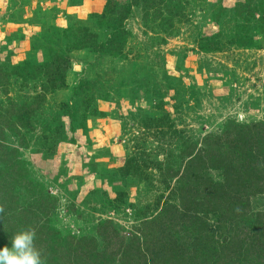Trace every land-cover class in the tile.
Segmentation results:
<instances>
[{"label":"rangeland","instance_id":"1","mask_svg":"<svg viewBox=\"0 0 264 264\" xmlns=\"http://www.w3.org/2000/svg\"><path fill=\"white\" fill-rule=\"evenodd\" d=\"M113 1L125 13L131 0ZM145 1L128 8L121 52L111 54L79 47L86 32L97 43L120 39L112 29L120 24L101 25L106 19L99 24L92 15L103 13L105 0L100 10L95 0H0V116L7 119L12 103L42 99L24 126L14 116L0 124V201L11 206L7 222L0 212V247L28 230L21 212L31 205L27 212L40 216L33 231L43 264H126L127 246L142 241L140 222L167 202L178 204L188 153L235 123H264V0ZM57 56L68 63L64 86L54 89L33 66ZM168 167L178 175L165 176ZM197 173L223 180L219 169ZM250 205L264 212V193ZM218 218L213 211L206 219L215 234ZM105 220L117 231L110 244L96 233ZM226 232L222 241L232 227ZM85 254L96 260L84 261Z\"/></svg>","mask_w":264,"mask_h":264},{"label":"trees","instance_id":"2","mask_svg":"<svg viewBox=\"0 0 264 264\" xmlns=\"http://www.w3.org/2000/svg\"><path fill=\"white\" fill-rule=\"evenodd\" d=\"M105 1L106 9L103 13L92 15H98L99 24L106 19L101 25L108 26V22L120 24L112 28L114 33H118L120 39L118 40L115 34L105 42L97 43L96 35L86 32L84 42L79 47H89L100 53L118 54L122 49V42L119 41L123 40L122 36L126 33L123 24L128 16V8L139 2L143 7L148 4L145 0H131L128 4L122 5V7H127L126 12L122 13L113 0ZM161 19L165 18L161 17ZM67 63L66 58L57 56L44 66L34 65L33 69L35 73H45L52 88H62ZM5 74L10 75V73ZM2 86L4 93L7 94L6 83L3 82ZM39 102L23 105L12 103V108L5 111L7 119L2 120L5 115L0 116V124L5 128L11 116H14L15 121L24 126L22 124L24 116L27 121L28 115L37 109ZM229 134H233L229 139V146L221 145ZM1 135L0 133V149L4 147ZM203 139L205 148H199L195 153H188L190 158L186 164L189 166H185L184 173L177 178L179 183L178 204L167 202L160 207L154 217L140 222L137 231L142 241L131 245L130 248L127 246L132 253L130 257L126 256V264H168V262L171 264H264V212L253 211L250 205L251 196L264 193V151H261L264 147V123L260 121L235 123L222 135L208 134ZM253 144H256L257 148ZM205 167L221 170L223 180L213 181L199 175L198 170ZM164 175L172 178L177 176L178 172L168 167ZM166 180L165 178L164 182ZM4 202L5 197L2 196L0 201L4 213L2 223L8 221L6 213L11 208ZM31 207L28 205L22 209L21 224L33 231L37 229L35 226L40 216L34 210L27 212V209ZM213 211L219 213L220 231L218 234H215L206 220L207 215ZM43 212L48 213L49 210ZM24 213H29L30 216ZM176 220L178 224L173 226ZM229 226L232 227L231 235H228L226 241H222V236L227 233ZM0 229L4 231L1 223ZM179 231H182L181 235ZM52 233L56 238L58 233L49 229V234L52 235ZM96 233L106 244H110V240L117 235L110 220L98 223ZM65 239L67 241V238ZM70 241L76 245L80 242L74 237H71ZM56 243L58 241L52 244L50 249L57 250ZM107 246L110 247V245ZM92 250L97 256L101 255L96 248ZM118 250V244L112 246L110 258H114ZM49 255L53 256V254ZM83 257L86 262L88 259H94L90 254H85ZM45 262L46 264H59L60 262L68 264L69 261L65 258L58 261L48 258Z\"/></svg>","mask_w":264,"mask_h":264},{"label":"clouds","instance_id":"3","mask_svg":"<svg viewBox=\"0 0 264 264\" xmlns=\"http://www.w3.org/2000/svg\"><path fill=\"white\" fill-rule=\"evenodd\" d=\"M3 209L0 208V212ZM35 232L21 230L11 239V245L0 247V264H43L35 248Z\"/></svg>","mask_w":264,"mask_h":264},{"label":"crops","instance_id":"4","mask_svg":"<svg viewBox=\"0 0 264 264\" xmlns=\"http://www.w3.org/2000/svg\"><path fill=\"white\" fill-rule=\"evenodd\" d=\"M103 2H104V0H95V2H93V3H90L91 5H93V4H95L96 5V8L97 9H94V10H100L102 7H103ZM91 10H93V9H91Z\"/></svg>","mask_w":264,"mask_h":264}]
</instances>
